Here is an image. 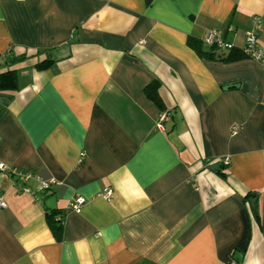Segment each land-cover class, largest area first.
I'll list each match as a JSON object with an SVG mask.
<instances>
[{"label":"crops","instance_id":"crops-1","mask_svg":"<svg viewBox=\"0 0 264 264\" xmlns=\"http://www.w3.org/2000/svg\"><path fill=\"white\" fill-rule=\"evenodd\" d=\"M256 18L264 49V0H0V264H264Z\"/></svg>","mask_w":264,"mask_h":264},{"label":"built area","instance_id":"built-area-1","mask_svg":"<svg viewBox=\"0 0 264 264\" xmlns=\"http://www.w3.org/2000/svg\"><path fill=\"white\" fill-rule=\"evenodd\" d=\"M259 19H255V27L251 30H248L245 32L244 35V44L241 47V50L250 58H253L255 60L264 62V49H262L257 40V25L259 23ZM203 42L205 46L208 47H216L220 49H231L234 47V45L228 41H225L224 38L216 31L210 30L205 35ZM167 118V113L163 111L161 115L158 118L157 126L158 128L162 127V122ZM239 130V127L237 125L233 126L232 128V134H236ZM229 157L225 156L220 159H214L210 163H220V164H228ZM215 165V164H214ZM0 171H10V168L3 162H0ZM14 171V170H13ZM18 175V177L22 180H27L30 178L31 173L28 171H16L14 172ZM53 183H55V180H43L40 182V190L48 189ZM23 191L30 192V190L24 186L22 187ZM34 196L36 193H33ZM98 195L104 197L106 200H111L112 196V189L110 187L104 188L102 192H100ZM86 198L83 196H77L74 197L68 204L67 210L68 211H74V212H80L82 205L85 203ZM6 206L2 195H0V208H4Z\"/></svg>","mask_w":264,"mask_h":264},{"label":"trees","instance_id":"trees-1","mask_svg":"<svg viewBox=\"0 0 264 264\" xmlns=\"http://www.w3.org/2000/svg\"><path fill=\"white\" fill-rule=\"evenodd\" d=\"M196 42L193 40H189V45L198 50V52L200 54H204L205 51L201 48L200 44H195ZM208 49H211L214 51V49L216 47L212 46V47H208L206 46ZM242 54L246 57H248L242 50H241ZM222 59H227L228 57H224V55L222 54V56H219ZM22 59V57H16L11 59V62H14L16 60H20ZM44 65V63H38L37 66L38 67H42ZM16 83V78H15V71L14 70H6L3 72H0V89H7V88H13V85ZM165 111V109L163 110ZM218 165L220 167H222V164L220 163H212V165ZM221 169V168H220ZM219 173L221 175H223L222 171L220 170ZM254 213L256 214V207L253 208ZM65 211L64 210H51V211H47L46 212V219L48 222V225L51 227L53 233L58 236L60 231L62 230V226H63V221H64V217H65ZM257 215V214H256ZM235 263L236 264H240V259L235 258Z\"/></svg>","mask_w":264,"mask_h":264},{"label":"water","instance_id":"water-1","mask_svg":"<svg viewBox=\"0 0 264 264\" xmlns=\"http://www.w3.org/2000/svg\"><path fill=\"white\" fill-rule=\"evenodd\" d=\"M211 169L215 170V171H219L220 168L217 165H212ZM250 202H251L252 207L254 208L255 207V198L254 197L250 198Z\"/></svg>","mask_w":264,"mask_h":264}]
</instances>
